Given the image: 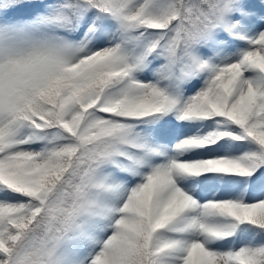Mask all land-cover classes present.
I'll return each instance as SVG.
<instances>
[{
    "label": "snow or ice",
    "instance_id": "snow-or-ice-1",
    "mask_svg": "<svg viewBox=\"0 0 264 264\" xmlns=\"http://www.w3.org/2000/svg\"><path fill=\"white\" fill-rule=\"evenodd\" d=\"M0 264H264V0H0Z\"/></svg>",
    "mask_w": 264,
    "mask_h": 264
}]
</instances>
